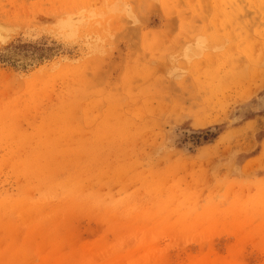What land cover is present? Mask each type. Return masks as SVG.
<instances>
[{
	"label": "rangeland",
	"instance_id": "obj_1",
	"mask_svg": "<svg viewBox=\"0 0 264 264\" xmlns=\"http://www.w3.org/2000/svg\"><path fill=\"white\" fill-rule=\"evenodd\" d=\"M0 264H264V0H0Z\"/></svg>",
	"mask_w": 264,
	"mask_h": 264
}]
</instances>
